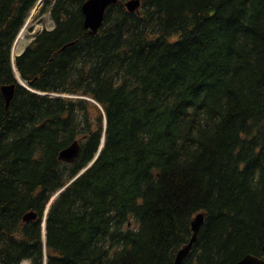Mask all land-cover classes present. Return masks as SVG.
I'll use <instances>...</instances> for the list:
<instances>
[{"label": "trees", "instance_id": "obj_1", "mask_svg": "<svg viewBox=\"0 0 264 264\" xmlns=\"http://www.w3.org/2000/svg\"><path fill=\"white\" fill-rule=\"evenodd\" d=\"M39 1L0 0V264H174L200 212L182 264L262 255L264 0H119L96 34L43 0L14 57Z\"/></svg>", "mask_w": 264, "mask_h": 264}, {"label": "water", "instance_id": "obj_2", "mask_svg": "<svg viewBox=\"0 0 264 264\" xmlns=\"http://www.w3.org/2000/svg\"><path fill=\"white\" fill-rule=\"evenodd\" d=\"M119 0H86L82 5V10L84 13V27L89 31L90 34H96L103 27L106 17V11L108 7L117 3ZM42 2V0L40 1ZM142 5V0H125L126 8L131 12H136L140 9ZM38 7V6H37ZM72 43V42H71ZM66 47V46H65ZM19 83L31 89L28 82L19 76ZM1 91L6 101L7 108H9L10 103L14 97L16 91V84H5L1 87ZM81 149V144L79 140H75L69 146L61 150L59 154V159L68 163L74 162L78 157ZM57 193L48 207L51 205L52 201L56 198ZM37 218V213L34 211L28 212L24 216L25 221H31ZM205 222V214L203 212L198 213L192 221V238L188 244L182 247L177 253L174 264H182L183 260L190 253L193 245L198 239L200 230ZM236 264H264V245L263 254L256 255L253 253L246 254L242 259H240Z\"/></svg>", "mask_w": 264, "mask_h": 264}, {"label": "rangeland", "instance_id": "obj_3", "mask_svg": "<svg viewBox=\"0 0 264 264\" xmlns=\"http://www.w3.org/2000/svg\"><path fill=\"white\" fill-rule=\"evenodd\" d=\"M37 11H38V9L35 11L34 15L32 17H30V19H29V21L25 27V29L27 31L28 41L25 42L23 50L26 48L27 45H29V43H31V41L34 39V37H35V35H37V33L41 32L44 28L51 29L55 25V23L52 20V18L50 17L49 13L44 14L42 17H36L35 14L37 13ZM16 45L17 46L20 45L19 44V38L16 40V42L14 44V48L16 47ZM14 48H13V56L15 57L19 53H15ZM23 264H30V261L28 259H26L23 261Z\"/></svg>", "mask_w": 264, "mask_h": 264}, {"label": "bare ground", "instance_id": "obj_4", "mask_svg": "<svg viewBox=\"0 0 264 264\" xmlns=\"http://www.w3.org/2000/svg\"><path fill=\"white\" fill-rule=\"evenodd\" d=\"M18 38H19L20 45L19 46L16 45V47L14 48L15 53H20L24 48L25 42L28 41L27 31L25 28L19 33Z\"/></svg>", "mask_w": 264, "mask_h": 264}]
</instances>
